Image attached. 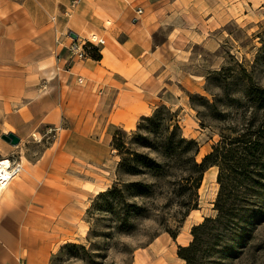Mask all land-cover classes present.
<instances>
[{
  "label": "rangeland",
  "instance_id": "rangeland-1",
  "mask_svg": "<svg viewBox=\"0 0 264 264\" xmlns=\"http://www.w3.org/2000/svg\"><path fill=\"white\" fill-rule=\"evenodd\" d=\"M175 1L115 0L118 7L98 22L111 25L108 41L132 39L135 55L116 67L108 59L105 66L135 84L147 86L154 77L161 84L155 91L161 104L148 116L127 122L125 128L107 115L97 119L101 104L83 108L64 99L62 92L58 99L55 73L47 76L48 83H35V100L27 108L32 120L3 107L7 114L0 123V159L20 161L23 167L27 161L46 160L59 174L50 175L45 192L51 211L45 264H186L177 256L178 245H188L192 227L206 217L214 220L207 224L191 264H264V0H184L183 9L172 8ZM140 32L147 34L150 47ZM59 49L56 57L64 55V74L78 59ZM92 54L89 49L86 58ZM81 61L73 70L76 76ZM76 78L81 90L85 82ZM53 111L59 117L42 119ZM155 114L163 124L171 119L184 138L198 142V163L221 135L258 139V154L249 157L244 174L238 173L241 169L223 170L222 192L219 167L205 171L198 199L192 202L196 211L186 215L189 193L182 191V168L190 153L176 160L138 144V134L154 138L156 122L143 118ZM8 133L19 138L18 144L10 146L2 138ZM114 133L131 152L170 167L160 172L155 165L139 164V173L125 172L111 144ZM114 186L115 194L101 195ZM217 199L222 212L215 208ZM41 254L39 250L34 259L41 260Z\"/></svg>",
  "mask_w": 264,
  "mask_h": 264
},
{
  "label": "crops",
  "instance_id": "crops-1",
  "mask_svg": "<svg viewBox=\"0 0 264 264\" xmlns=\"http://www.w3.org/2000/svg\"><path fill=\"white\" fill-rule=\"evenodd\" d=\"M186 4L184 0H176L171 7L183 9ZM115 5L118 7L115 0H0V123L6 118L7 113L3 112L6 105L10 106L9 113L20 111L25 120H32L27 108L35 100V83H48L47 76L53 73L57 76L58 99L62 92L64 99L83 108L101 104L97 109L100 110L96 113L97 119L107 115L124 128L127 122L148 116L161 104L155 100V91L161 87L155 77L147 86L141 81L135 84L130 76L103 64L109 59L116 67L119 61L135 57L130 51L132 39L124 43L114 39L109 41L103 47L106 54L102 53L100 60L88 57L81 61L77 76L73 70L78 67V60L72 61L64 74L60 73L64 55H56H60L59 48L62 49L63 44L69 41L66 34L73 31L85 35L90 29L87 20L100 25L98 22L112 14ZM73 7L80 17L65 15ZM53 15H56L55 21H52ZM131 18L135 19L134 16ZM140 20L142 18L138 22ZM140 33L150 47L147 34ZM58 37L62 40L61 44L57 43ZM76 77L81 83L85 82L81 90ZM110 81L114 83L107 86ZM98 87L101 89L96 91ZM63 102L61 100L60 104ZM18 104L20 107L12 111V107ZM58 115L57 111H53L42 119L54 120ZM26 164V170H23L25 176H19L0 195V264H18L19 260H26L27 264L46 262L47 252L44 251L49 249L46 234L50 227L47 217L51 211L45 192L50 175L58 177L59 174L46 160L27 161ZM39 250L42 251L41 260L34 259Z\"/></svg>",
  "mask_w": 264,
  "mask_h": 264
},
{
  "label": "trees",
  "instance_id": "trees-1",
  "mask_svg": "<svg viewBox=\"0 0 264 264\" xmlns=\"http://www.w3.org/2000/svg\"><path fill=\"white\" fill-rule=\"evenodd\" d=\"M91 50L93 52L91 57L94 60H100V50L96 48H92ZM159 116V114H155L152 117L143 118L151 124L156 122V124L153 126L155 131L152 132L154 138L150 139L147 136L138 134V144L141 147L156 149L157 151L162 152L165 156H170L176 160L181 159L185 153H190V161L188 160L186 165L182 168L183 172L185 173V176L183 177L184 185L182 191L184 193H189V201L186 202L188 207L186 210V215L190 210L196 209V204H192V202L197 201L198 199V190L201 186L205 171L213 166L219 167L217 182L221 185L222 192L224 188L223 170L241 169V171L238 173L244 174L246 173L248 164L250 162L249 157L254 159L256 158V154H258V139H252L251 137L242 138L243 136L230 138L225 135H221V140H219L212 147V151L206 154L202 161L198 163L195 160V156L198 154L200 148L198 142L194 139L184 138L180 133L181 130L179 125L177 123L172 124L170 122L171 119H168V121L166 119V122L163 124V119H161ZM172 126V130L174 131L170 132V127ZM165 132L168 133L167 136H165ZM175 137H177L176 140ZM111 144L112 147L117 150L118 155L122 157L120 166L127 173H139V169L137 168L139 164H143L148 168H150L152 165H155L154 169L160 172L163 171L164 166L170 167L168 163L164 166H161L147 156L138 154L137 152H131L123 141L122 137H119L118 133H114ZM180 144H186V147L182 149ZM239 149L240 152L238 153ZM132 154H134V157L130 158ZM116 192L117 187L114 186L109 191H106L103 194L101 193V195L106 196L115 194ZM215 208L218 211H223L219 199H217L215 202ZM213 220V218L206 217L202 223L193 226L191 230V242L186 246L178 245L177 256L184 260L186 264H191L194 258L193 256L203 242L202 234L205 232L207 224ZM169 234L173 239H176L177 234L173 232H169Z\"/></svg>",
  "mask_w": 264,
  "mask_h": 264
},
{
  "label": "built area",
  "instance_id": "built-area-1",
  "mask_svg": "<svg viewBox=\"0 0 264 264\" xmlns=\"http://www.w3.org/2000/svg\"><path fill=\"white\" fill-rule=\"evenodd\" d=\"M137 14H142V9H137ZM67 17H72V15L79 16V13L76 12L75 8H70L68 12L65 13ZM56 20V15L52 16V21ZM87 23L90 25V29L86 32L85 35H78L76 40L72 39L71 37L66 34L68 38V43L63 44V48L70 53L74 59L84 60L87 57V52L89 49L96 48L100 50L106 45L107 37L110 32L111 25L107 24H96L92 21L87 20ZM57 43L61 44L62 40L60 37L57 38ZM80 80V79H79ZM4 160L8 161V164L5 165L7 171V182L11 181L16 175L21 172L22 163L20 161H12L10 158H3L0 160L2 164ZM19 264H25L19 260Z\"/></svg>",
  "mask_w": 264,
  "mask_h": 264
},
{
  "label": "bare ground",
  "instance_id": "bare-ground-1",
  "mask_svg": "<svg viewBox=\"0 0 264 264\" xmlns=\"http://www.w3.org/2000/svg\"><path fill=\"white\" fill-rule=\"evenodd\" d=\"M109 43V41L107 40L106 41V44H108ZM7 142V141H6ZM18 142V139H17V137H15V138H13L12 140H11V143H9V142H7L10 146H15L16 144L15 143H17ZM1 160V159H0ZM8 164V161L7 160H4V162L1 164L0 163V195L4 192V191H6L7 190V188L9 187V185L11 184V182L14 180V179H16L19 175H20V173L21 172H23V170H26L25 169V167H23V164H22V169H21V172L18 174V175H16L14 178H12L11 179V181H9V182H7L6 183V181H7V171H6V168H5V165H7ZM192 211H196L195 209L194 210H192ZM179 258V257H178ZM180 259V258H179ZM180 260H182V259H180ZM183 261V260H182Z\"/></svg>",
  "mask_w": 264,
  "mask_h": 264
},
{
  "label": "water",
  "instance_id": "water-1",
  "mask_svg": "<svg viewBox=\"0 0 264 264\" xmlns=\"http://www.w3.org/2000/svg\"><path fill=\"white\" fill-rule=\"evenodd\" d=\"M68 36L71 37V38L74 39V40H76V39L78 38V35H77L75 32H73V31H69V32H68ZM15 137H17V136H15L13 133H8V134H4V135H2V138H3L5 141L9 142V143H11V140H12L13 138H15ZM17 139H18V142H19V138H18V137H17ZM18 142L15 143V144H18Z\"/></svg>",
  "mask_w": 264,
  "mask_h": 264
}]
</instances>
